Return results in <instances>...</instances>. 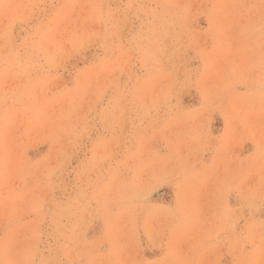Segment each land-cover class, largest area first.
Instances as JSON below:
<instances>
[{
    "label": "rangeland",
    "instance_id": "1",
    "mask_svg": "<svg viewBox=\"0 0 264 264\" xmlns=\"http://www.w3.org/2000/svg\"><path fill=\"white\" fill-rule=\"evenodd\" d=\"M0 264H264V0H0Z\"/></svg>",
    "mask_w": 264,
    "mask_h": 264
}]
</instances>
